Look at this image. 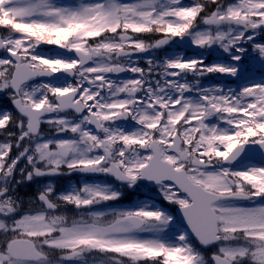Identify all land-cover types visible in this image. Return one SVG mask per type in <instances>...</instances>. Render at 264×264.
Listing matches in <instances>:
<instances>
[{"label":"snow or ice","instance_id":"snow-or-ice-1","mask_svg":"<svg viewBox=\"0 0 264 264\" xmlns=\"http://www.w3.org/2000/svg\"><path fill=\"white\" fill-rule=\"evenodd\" d=\"M0 95V264H264V0H0Z\"/></svg>","mask_w":264,"mask_h":264},{"label":"flooded vegetation","instance_id":"flooded-vegetation-1","mask_svg":"<svg viewBox=\"0 0 264 264\" xmlns=\"http://www.w3.org/2000/svg\"><path fill=\"white\" fill-rule=\"evenodd\" d=\"M0 101L2 103L3 108H11L12 105L10 102H8L7 97L4 95H0ZM93 179L97 180H103V177H90V176H84L79 173H71L69 174L67 170L64 171V174L61 175H56L52 177H41V178H35L33 182L31 183H24L23 185L20 186V193L22 196L27 198H30L34 193L36 189H39L42 185L46 183H53L54 186L56 187L57 191H64L68 190L71 187L78 186L84 181H89L91 182ZM74 211V209L69 206L67 213H70Z\"/></svg>","mask_w":264,"mask_h":264},{"label":"rangeland","instance_id":"rangeland-1","mask_svg":"<svg viewBox=\"0 0 264 264\" xmlns=\"http://www.w3.org/2000/svg\"><path fill=\"white\" fill-rule=\"evenodd\" d=\"M58 2H61V3H71V2H74V0H58ZM48 46H45V49L47 50ZM167 50H165L166 52ZM165 52H163V54H159V53H156V55L158 57H163L165 55ZM159 54V55H158ZM185 54L187 55H191L192 52L190 50L188 51H185ZM209 59H212V57H209ZM244 63L245 64H248V60L245 59L244 60ZM124 196L117 202H113V203H110V206H128L129 204H131L132 202H134L137 198H143V194L144 193H149L150 195L152 194H155L153 192H150L149 189L145 188V187H141L139 189H137L136 191H132V190H124ZM26 199V197H25ZM165 207H167V205H164ZM69 215H72L74 214V211L68 213Z\"/></svg>","mask_w":264,"mask_h":264}]
</instances>
